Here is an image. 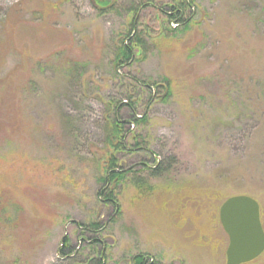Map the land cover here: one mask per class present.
<instances>
[{
    "label": "rangeland",
    "instance_id": "rangeland-1",
    "mask_svg": "<svg viewBox=\"0 0 264 264\" xmlns=\"http://www.w3.org/2000/svg\"><path fill=\"white\" fill-rule=\"evenodd\" d=\"M175 1L100 12L90 0H0V89L15 95L9 122L19 116L0 129V186L12 188L0 195V264H97L99 247L100 264L138 252L226 264L219 207L237 193L257 199L264 227V0H194L193 21L170 30L155 7ZM132 21L142 52L116 66ZM164 76L166 99L137 81ZM117 104L121 119L142 117L116 150ZM111 154L126 168L118 212L96 196ZM156 161L172 163L151 175ZM242 264H264V250Z\"/></svg>",
    "mask_w": 264,
    "mask_h": 264
},
{
    "label": "trees",
    "instance_id": "trees-1",
    "mask_svg": "<svg viewBox=\"0 0 264 264\" xmlns=\"http://www.w3.org/2000/svg\"><path fill=\"white\" fill-rule=\"evenodd\" d=\"M115 0H90L91 5L98 9L100 12L107 10L109 7L113 6ZM193 4L194 0H176L175 2L158 5L156 10L161 11L165 14L167 22H173L175 23L174 26L168 25V29H177V28H186L189 26V24L193 21ZM132 31H130L125 38L122 40L121 44L118 46L117 53L115 54L114 63L116 66H123L129 62H131L134 58H138L140 56V53L142 52V44L141 39L139 36L135 33L136 25L132 21L131 27ZM140 86L144 87L145 89L151 90L152 92L158 94V90H161V93L158 94L162 97V99H166L168 94L171 92L170 87V80L168 77L164 76L161 80H155V81H143V80H137ZM1 86V85H0ZM15 95L14 92L9 91L8 86L1 90L0 89V129L3 128V132L6 131H12V128L16 129L17 124L16 120H19L18 111L16 110V113L10 119V112L13 103L10 104L9 100H14ZM122 103H127L131 105L128 100H124ZM118 106V107H117ZM132 106V105H131ZM119 104L116 105V108L114 109V115L111 122V132H112V138H115L116 141H112L111 145L117 149H120L124 146V139L126 137V131L123 130V125L125 123H133V121L136 119H140L142 115H137L135 117V113L131 112L128 119H121L118 115V109ZM9 129V130H8ZM14 131V130H13ZM170 161V160H169ZM164 162V161H156L154 164L149 165L148 163L145 164L147 167L151 169V175H158L162 170L168 169L169 165L172 162ZM146 168V167H145ZM125 169L124 165L122 163H119V160L114 156V154H111L107 157L104 170L102 174L99 176V186L96 189V196L104 201V203L110 205L113 207V210L118 212L120 211V204L117 197V186L122 181V179L125 176ZM8 187V186H7ZM5 184L0 186V195L3 194V192H6ZM8 189L12 191V188L8 187ZM1 202V200H0ZM6 206V204H4ZM5 206L3 208H5ZM4 217V216H3ZM0 216V221L3 218ZM111 218V217H110ZM8 221L11 222V216H9ZM5 219V220H6ZM1 225H3L0 222ZM99 223L95 221H90L87 226H83L84 229H87L88 231H95L99 227ZM5 226V225H3ZM82 227V228H83ZM86 227V228H85ZM97 238H92V240H96ZM72 245L70 243V239L68 238L67 234H63L60 240V245L57 248V253L61 256H67L72 252ZM99 249V250H98ZM97 250H102L100 247L97 248ZM96 250V251H97ZM95 257L96 262L100 264L99 259L104 258L101 257V253ZM148 256L144 252H138L134 253L131 256V263L132 264H160L159 262L155 261H149L147 260ZM97 263V264H98ZM96 264V263H95Z\"/></svg>",
    "mask_w": 264,
    "mask_h": 264
},
{
    "label": "water",
    "instance_id": "water-1",
    "mask_svg": "<svg viewBox=\"0 0 264 264\" xmlns=\"http://www.w3.org/2000/svg\"><path fill=\"white\" fill-rule=\"evenodd\" d=\"M219 219L228 235L226 264L248 261L264 249L259 203L250 194L228 196L219 207Z\"/></svg>",
    "mask_w": 264,
    "mask_h": 264
},
{
    "label": "bare ground",
    "instance_id": "bare-ground-1",
    "mask_svg": "<svg viewBox=\"0 0 264 264\" xmlns=\"http://www.w3.org/2000/svg\"><path fill=\"white\" fill-rule=\"evenodd\" d=\"M251 261V260H250Z\"/></svg>",
    "mask_w": 264,
    "mask_h": 264
}]
</instances>
